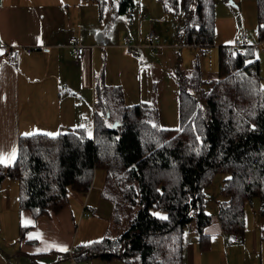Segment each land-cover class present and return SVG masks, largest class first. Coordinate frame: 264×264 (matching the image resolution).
Returning a JSON list of instances; mask_svg holds the SVG:
<instances>
[{
    "label": "trees",
    "instance_id": "16d2710c",
    "mask_svg": "<svg viewBox=\"0 0 264 264\" xmlns=\"http://www.w3.org/2000/svg\"><path fill=\"white\" fill-rule=\"evenodd\" d=\"M92 1L101 17L106 0ZM137 1L117 0V14L131 17ZM228 1L156 0L165 14L180 18L179 39L199 52L214 47L215 9ZM256 22L258 40L264 42V0H256ZM217 72L218 78L206 83L194 65L180 86L179 124L174 130L158 124L157 108L147 103L126 106L120 87L108 88L101 80L93 88L92 136L79 128L54 137H21L16 161L0 168V186L5 178L16 181L19 210L38 220L50 211H63L71 194H88L95 172L104 170L101 198L109 203L110 217H119L117 207L135 214L118 238L79 247L73 255L77 262L184 264V230L191 223L199 250L208 252L211 243L204 231L211 216L205 210L204 189L218 174L227 176L217 208L223 236L244 239L247 211H253L249 208L258 199L264 241L260 62L252 50L235 55L230 47L221 46ZM86 201L83 216L88 218Z\"/></svg>",
    "mask_w": 264,
    "mask_h": 264
},
{
    "label": "crops",
    "instance_id": "0c3cea01",
    "mask_svg": "<svg viewBox=\"0 0 264 264\" xmlns=\"http://www.w3.org/2000/svg\"><path fill=\"white\" fill-rule=\"evenodd\" d=\"M92 2L0 0V44L6 49L0 51V168L11 167L16 161L21 137L39 134L54 137L81 128L84 121L89 125L82 128L86 133L91 131L95 84L103 80L106 87L115 88L106 85L103 71L96 70V65L107 60L110 47L100 28L86 31L94 17V11L88 9ZM143 7L148 9L146 5ZM85 10L91 12V19L86 20ZM142 11L144 9L138 7L136 13ZM117 22L125 21L118 18ZM142 22H137L139 27ZM72 37L78 38L84 47L80 61L75 60L68 48ZM21 48L32 49V52L21 54L12 62L9 49ZM85 89L90 92V101L82 97ZM124 100L129 106L125 94ZM63 108L68 111L65 115L61 112ZM88 197L89 193H73L63 211H50L35 220L28 211L18 208V183L5 178L0 186V264H72L71 260L75 261L72 249L103 240L111 223V209L107 219L97 221L83 216L85 200L87 211L90 207L92 213H96L88 205ZM216 216L214 214L211 224L205 228V234L220 236L224 244L221 264H264V241L260 240L257 213L247 211L246 234L241 241L225 239ZM21 229H24L23 236ZM185 241L184 264H202L199 260L194 263L195 251L202 253L197 251V245L194 251L193 245ZM210 249L205 253L213 264L215 252L211 253ZM242 255L244 263H241ZM94 260L95 264H110ZM91 262L93 260L88 264Z\"/></svg>",
    "mask_w": 264,
    "mask_h": 264
},
{
    "label": "rangeland",
    "instance_id": "374dc122",
    "mask_svg": "<svg viewBox=\"0 0 264 264\" xmlns=\"http://www.w3.org/2000/svg\"><path fill=\"white\" fill-rule=\"evenodd\" d=\"M143 5L148 6V9ZM95 6H97L95 2H92V6L88 8L94 11V17L90 11H83L86 20L93 17L86 31L91 32L92 28H100L102 33L106 34L110 47L107 50V60L104 63L101 62L100 66L96 65V70L103 71L107 86H120L124 90L126 103L129 106L147 103L157 108V122L161 127L171 130L178 128V94L181 83L193 73L194 65L199 66L204 82L216 80L218 78L216 69L218 48L221 46L232 48L236 34L245 33L248 36L247 49L252 50L254 58L260 62V84L261 88L264 89V42H260L257 36L256 0H229L227 3L220 2L217 4L215 9V45L207 52H199L194 46H187L179 39L178 32L182 25L180 18L165 14L162 6L156 0H138L131 21L129 17L117 14V0H106L101 17L98 16ZM138 7L144 9L141 14L147 15V19L142 22L144 24L141 27L137 23L139 22V17H137L139 13H136ZM118 18L124 19L125 22H117ZM150 31H153L160 38L158 49L156 51L145 49L137 53L135 57H128L122 49L124 38H137L138 32L141 37H144ZM85 91L86 93H83L82 97L86 101H90V92H87L86 89ZM61 112L65 115L68 111L63 108ZM85 125L88 126L89 123L84 121L82 127ZM92 133L93 127L91 125V131H87V134L92 136ZM105 177L104 170H97L92 188L89 191L88 205L93 207L96 213L93 214L90 207L87 212L91 215L90 217H93L92 219L97 221L101 218L107 219L110 214V206L101 199ZM226 178V175L218 174L212 185L204 189L207 201L205 210L211 219H213L214 214H217L218 202L222 201L219 193ZM106 196L110 198L109 194ZM258 208V199H254L249 209L257 213ZM117 209L119 217L117 219L111 218L110 225H107V237L103 236V238L116 239L130 226V220L134 217L135 210L129 211L119 207ZM157 215L163 216L162 213H157ZM195 231V224H189L185 230L184 239L186 240L185 244L193 245L194 251L195 245H197V251H199L198 236ZM211 234L209 235L211 236L210 251L213 254L215 252L212 263L221 264L224 244L219 235ZM195 253L194 263L195 260H199L202 264H210L208 254L197 253L196 251ZM241 263H244L243 255ZM91 264H95L94 259ZM110 264L126 263L114 261Z\"/></svg>",
    "mask_w": 264,
    "mask_h": 264
},
{
    "label": "built area",
    "instance_id": "2783aa9c",
    "mask_svg": "<svg viewBox=\"0 0 264 264\" xmlns=\"http://www.w3.org/2000/svg\"><path fill=\"white\" fill-rule=\"evenodd\" d=\"M146 15H139V21L146 20ZM160 38L153 32H148L144 37L138 33L137 38L131 39L129 37L124 38L122 42V48L129 57L135 56L138 51L142 48H147L151 51H156L159 47ZM249 39L245 33L236 34L233 39L232 51L235 55H243L246 49L248 48ZM68 48L71 51L76 61H80L84 55V47L81 44L80 40L76 37H72L68 41ZM6 50L4 45L0 44V51ZM11 50L12 61L15 62L21 56V54L29 55L32 52V49L21 48V49H9ZM78 251L77 247H74L71 251V254H74ZM72 264H77L76 260H71ZM88 264V262H86Z\"/></svg>",
    "mask_w": 264,
    "mask_h": 264
},
{
    "label": "snow or ice",
    "instance_id": "6c2138e0",
    "mask_svg": "<svg viewBox=\"0 0 264 264\" xmlns=\"http://www.w3.org/2000/svg\"><path fill=\"white\" fill-rule=\"evenodd\" d=\"M0 162H2V161H0Z\"/></svg>",
    "mask_w": 264,
    "mask_h": 264
}]
</instances>
